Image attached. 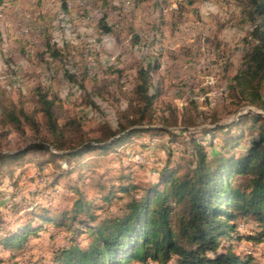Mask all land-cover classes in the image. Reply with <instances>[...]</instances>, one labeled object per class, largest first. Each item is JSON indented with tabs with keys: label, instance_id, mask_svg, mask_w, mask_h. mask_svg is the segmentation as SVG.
<instances>
[{
	"label": "rangeland",
	"instance_id": "obj_1",
	"mask_svg": "<svg viewBox=\"0 0 264 264\" xmlns=\"http://www.w3.org/2000/svg\"><path fill=\"white\" fill-rule=\"evenodd\" d=\"M243 1L0 0V152L51 137L40 93L54 100L59 135L65 137L82 131L96 136L108 125L116 128L137 118L143 103L134 92L135 64L141 61L158 65L151 75L155 99L145 126L183 133L213 126L214 115L219 124H227L251 112L263 113L257 106L236 104L228 89L249 49V26L241 20ZM105 14L112 33L100 27ZM55 49L59 57L51 54ZM12 112L20 116L21 130L9 122ZM168 140L162 132L137 133L116 148L84 154L82 167L74 159L27 152L0 174L1 227L6 231L18 226L40 204L60 215L71 206L75 187L103 205L101 196L119 185L121 175H126L123 183L157 178L167 158L160 144L182 148ZM220 140L215 139L218 144ZM250 140L247 135L242 147ZM120 202L97 210L116 211ZM40 233L22 248L5 250L0 245V264L50 262L56 247L64 244V234L50 224ZM79 235L78 240L87 237L86 232ZM249 245L243 240L239 246ZM253 251L255 264H264V241Z\"/></svg>",
	"mask_w": 264,
	"mask_h": 264
},
{
	"label": "trees",
	"instance_id": "obj_2",
	"mask_svg": "<svg viewBox=\"0 0 264 264\" xmlns=\"http://www.w3.org/2000/svg\"><path fill=\"white\" fill-rule=\"evenodd\" d=\"M243 3L241 20L249 26V49L228 89L236 104L254 105L263 113L251 112L227 124H219L221 120L214 115L210 121L213 126L183 133L145 126L155 99L150 93L151 75L158 65L153 60L135 64L134 92L143 103L139 116L120 122L116 128L108 125L96 136L83 131L68 137L59 135L62 128L54 100L40 93L51 137L30 142L24 149L0 152V174L6 164L34 150L74 159L77 167H82L86 165L84 154L116 148L137 133L162 132L168 143L182 148L175 151L160 144L167 149V158L153 180L123 183L126 175H121L118 187L112 185L101 196L103 205L121 201L116 211L99 213L97 209L106 211L104 206L96 205L94 197L75 187L71 206L60 215L40 204L18 226L4 231L0 225V245L5 250L24 247L30 237H39L50 224L62 230L65 242L45 264H255L253 250L264 241V0ZM100 27L104 33L113 32L107 14ZM51 54L60 56L56 49ZM39 57L43 59V55ZM23 114L35 124L31 115ZM8 119L21 130L19 115L12 112ZM247 135L251 140L242 147ZM219 137L218 144L215 139ZM50 146L65 151L54 153ZM240 225L249 228L243 231ZM84 232L87 237L78 240ZM243 240L250 243L249 249L239 246Z\"/></svg>",
	"mask_w": 264,
	"mask_h": 264
}]
</instances>
